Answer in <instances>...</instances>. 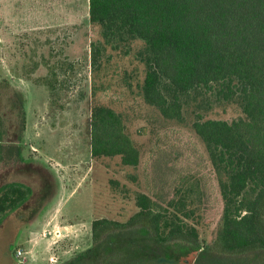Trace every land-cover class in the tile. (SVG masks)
Masks as SVG:
<instances>
[{
  "label": "trees",
  "instance_id": "trees-1",
  "mask_svg": "<svg viewBox=\"0 0 264 264\" xmlns=\"http://www.w3.org/2000/svg\"><path fill=\"white\" fill-rule=\"evenodd\" d=\"M89 15L99 29L91 45L92 156H119L124 166L141 163L129 114L104 101L108 92H98L110 88L100 72L112 50L143 66L141 81L133 80V69L124 70L121 81L136 87L164 119L189 126L211 172L183 173L182 150L158 140L147 189L135 196L139 210L126 221L94 220L91 251L61 264H194L198 258L264 264V0H89ZM8 98L11 108L19 104L12 83L2 79L0 165L22 158L27 121L21 102L16 114L7 110ZM224 104L236 105L242 115L207 116ZM30 194L23 182L0 186V223ZM214 215V234L202 240L198 225Z\"/></svg>",
  "mask_w": 264,
  "mask_h": 264
},
{
  "label": "rangeland",
  "instance_id": "rangeland-1",
  "mask_svg": "<svg viewBox=\"0 0 264 264\" xmlns=\"http://www.w3.org/2000/svg\"><path fill=\"white\" fill-rule=\"evenodd\" d=\"M98 38L99 29L90 21L89 0H0V80L12 83L27 119L22 158L0 165V186L19 181L31 190L23 205L0 223V264L17 260L18 248L26 250L20 264L39 256L45 260L38 264H48L57 251L63 255L65 250L76 253L87 248L94 219L128 220L139 210L136 193L147 189L152 148L158 140L182 150L181 164L189 167L183 173L201 177L211 172L204 146L189 126L164 119L136 87L132 91L121 81L124 70L132 69L133 80L141 81L143 66L112 50L108 67L100 72L110 88L98 92H108L104 101L129 114L141 163L124 166L119 156H92L91 45ZM19 104L11 108L12 98H8L6 108L17 113ZM240 115L232 104L207 113L228 120ZM193 180L197 179L189 182ZM211 180L215 183L214 175ZM214 203L218 211V201ZM217 221L214 215L210 223L198 225L202 240L212 238ZM63 225L69 230L64 237L65 228H59ZM57 236L61 239L56 242ZM194 264L220 263L198 258Z\"/></svg>",
  "mask_w": 264,
  "mask_h": 264
},
{
  "label": "crops",
  "instance_id": "crops-1",
  "mask_svg": "<svg viewBox=\"0 0 264 264\" xmlns=\"http://www.w3.org/2000/svg\"><path fill=\"white\" fill-rule=\"evenodd\" d=\"M60 229L61 228H65V232L64 233H62V237H64V236H66V235H69V230H68V228H67V226L65 225H63V227L62 226H60L59 227ZM47 230V228L44 230V231H46ZM58 238L57 239H55L56 240V242L57 241H59L60 239H61V236L59 237V236H57ZM63 239V238H62ZM74 253H73V250H71V249H69V250H65V251H63V255L61 254V252H55L54 254H53V258H52V260L51 261H55V260H61V261H63V260H66V259H68V258H70L72 255H73ZM40 258H37V259H35L34 257L32 258V262H29V264H38V262H40V259L41 260H45L44 259V257H42V256H39ZM33 259H35V260H33ZM53 262H50V260H49V263L48 264H52Z\"/></svg>",
  "mask_w": 264,
  "mask_h": 264
},
{
  "label": "flooded vegetation",
  "instance_id": "flooded-vegetation-1",
  "mask_svg": "<svg viewBox=\"0 0 264 264\" xmlns=\"http://www.w3.org/2000/svg\"><path fill=\"white\" fill-rule=\"evenodd\" d=\"M99 218H105V217H99ZM99 218H96V219H99ZM96 219H94V220H96ZM111 219H113V218H111ZM93 220V221H94ZM116 220V219H115ZM93 221H92V226H93ZM92 232H91V242H90V244H89V246L87 247V248H85L84 250H88V251H91V249H92V247L94 246V244H95V241H94V235H93V227H92ZM25 251V255H26V250H24ZM75 254V253H74ZM73 254V255H74ZM72 255V256H73ZM17 257V256H16ZM19 260V261H18ZM20 261H22L21 260V258H19V257H17V260L15 259V261H13L12 262V264H20ZM64 261V260H63ZM63 261H61V260H53V264H61Z\"/></svg>",
  "mask_w": 264,
  "mask_h": 264
},
{
  "label": "built area",
  "instance_id": "built-area-1",
  "mask_svg": "<svg viewBox=\"0 0 264 264\" xmlns=\"http://www.w3.org/2000/svg\"><path fill=\"white\" fill-rule=\"evenodd\" d=\"M60 230V229H59ZM58 230V231H59ZM25 255V251H24V249L23 248H18V251H17V257H19V258H21V257H26V256H24Z\"/></svg>",
  "mask_w": 264,
  "mask_h": 264
}]
</instances>
